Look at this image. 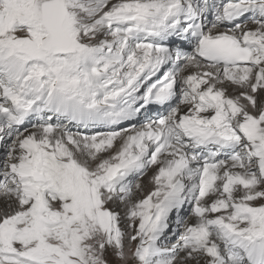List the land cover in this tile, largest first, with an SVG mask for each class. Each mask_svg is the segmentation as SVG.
<instances>
[{"label":"snow or ice","instance_id":"snow-or-ice-1","mask_svg":"<svg viewBox=\"0 0 264 264\" xmlns=\"http://www.w3.org/2000/svg\"><path fill=\"white\" fill-rule=\"evenodd\" d=\"M0 264H264V0H0Z\"/></svg>","mask_w":264,"mask_h":264},{"label":"rangeland","instance_id":"rangeland-1","mask_svg":"<svg viewBox=\"0 0 264 264\" xmlns=\"http://www.w3.org/2000/svg\"><path fill=\"white\" fill-rule=\"evenodd\" d=\"M154 111H155V109H154ZM75 130V129H74ZM187 207V206H186ZM127 243V242H126Z\"/></svg>","mask_w":264,"mask_h":264},{"label":"bare ground","instance_id":"bare-ground-1","mask_svg":"<svg viewBox=\"0 0 264 264\" xmlns=\"http://www.w3.org/2000/svg\"><path fill=\"white\" fill-rule=\"evenodd\" d=\"M161 111H162V109H161Z\"/></svg>","mask_w":264,"mask_h":264}]
</instances>
